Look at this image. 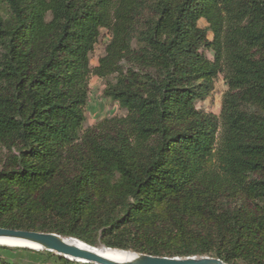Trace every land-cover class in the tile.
Here are the masks:
<instances>
[{
    "label": "trees",
    "instance_id": "1",
    "mask_svg": "<svg viewBox=\"0 0 264 264\" xmlns=\"http://www.w3.org/2000/svg\"><path fill=\"white\" fill-rule=\"evenodd\" d=\"M0 229L264 264V0H0Z\"/></svg>",
    "mask_w": 264,
    "mask_h": 264
},
{
    "label": "water",
    "instance_id": "2",
    "mask_svg": "<svg viewBox=\"0 0 264 264\" xmlns=\"http://www.w3.org/2000/svg\"><path fill=\"white\" fill-rule=\"evenodd\" d=\"M68 239L69 238H62L54 234L0 229V241L26 242L31 245L11 246L0 243V247L17 248L34 252H48L64 259H68L69 261L82 264H225L218 259L210 257L164 258L131 252H127L130 254L128 259L119 262L80 249L77 246L68 243Z\"/></svg>",
    "mask_w": 264,
    "mask_h": 264
},
{
    "label": "rangeland",
    "instance_id": "3",
    "mask_svg": "<svg viewBox=\"0 0 264 264\" xmlns=\"http://www.w3.org/2000/svg\"><path fill=\"white\" fill-rule=\"evenodd\" d=\"M199 26H206L204 22H200ZM109 40L108 33L103 30L101 31V37L96 44L91 56L90 65L95 67L98 59L103 55L104 48ZM211 54H209V57ZM104 89L103 81L92 77L89 80V95L88 103L85 109L86 122L85 128L93 126L97 121L112 116H123L125 112L118 108L117 104H112L102 96ZM225 90L221 81H217L215 85V91L211 100L198 105V108H203L206 112L218 115L220 110V99L221 93ZM117 251V250H116ZM54 255V254H53ZM0 256L4 257L11 263L15 264H40L44 259L45 255L36 254L33 251H0Z\"/></svg>",
    "mask_w": 264,
    "mask_h": 264
},
{
    "label": "bare ground",
    "instance_id": "4",
    "mask_svg": "<svg viewBox=\"0 0 264 264\" xmlns=\"http://www.w3.org/2000/svg\"><path fill=\"white\" fill-rule=\"evenodd\" d=\"M68 243L77 246L80 249L83 250H87L90 252H93L95 254H99L105 258H108L110 260H114V261H124L126 259H128L130 257V254H128L127 252H122V251H116V250H111V249H105V248H91L86 246L85 244H82L76 240H67ZM1 244H6V245H11V246H31L26 242H16V241H5L2 240L0 241Z\"/></svg>",
    "mask_w": 264,
    "mask_h": 264
}]
</instances>
